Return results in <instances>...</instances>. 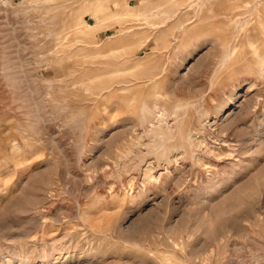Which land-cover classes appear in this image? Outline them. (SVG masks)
Segmentation results:
<instances>
[{"label": "rangeland", "instance_id": "1", "mask_svg": "<svg viewBox=\"0 0 264 264\" xmlns=\"http://www.w3.org/2000/svg\"><path fill=\"white\" fill-rule=\"evenodd\" d=\"M0 264H264V0H0Z\"/></svg>", "mask_w": 264, "mask_h": 264}]
</instances>
